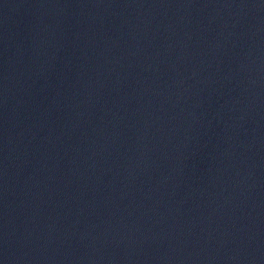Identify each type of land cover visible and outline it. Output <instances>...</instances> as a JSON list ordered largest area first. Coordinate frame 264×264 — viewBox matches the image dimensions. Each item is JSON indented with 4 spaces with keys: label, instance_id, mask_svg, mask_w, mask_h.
<instances>
[{
    "label": "water",
    "instance_id": "water-1",
    "mask_svg": "<svg viewBox=\"0 0 264 264\" xmlns=\"http://www.w3.org/2000/svg\"><path fill=\"white\" fill-rule=\"evenodd\" d=\"M0 264H264V0H0Z\"/></svg>",
    "mask_w": 264,
    "mask_h": 264
}]
</instances>
